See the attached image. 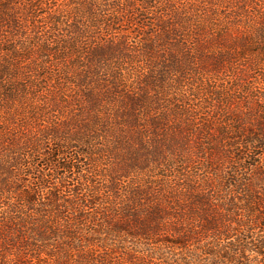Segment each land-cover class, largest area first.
<instances>
[{"label": "trees", "instance_id": "trees-1", "mask_svg": "<svg viewBox=\"0 0 264 264\" xmlns=\"http://www.w3.org/2000/svg\"><path fill=\"white\" fill-rule=\"evenodd\" d=\"M259 55L264 0H0V264H264Z\"/></svg>", "mask_w": 264, "mask_h": 264}, {"label": "rangeland", "instance_id": "rangeland-1", "mask_svg": "<svg viewBox=\"0 0 264 264\" xmlns=\"http://www.w3.org/2000/svg\"><path fill=\"white\" fill-rule=\"evenodd\" d=\"M256 47L257 45L255 43L253 45L248 46V48L252 51H255ZM253 61L256 62V71L252 73L251 81L254 82V86H258L259 81L264 78V55H259L258 57H255ZM228 81H230L229 78ZM65 176L67 178L72 177L68 173H65Z\"/></svg>", "mask_w": 264, "mask_h": 264}]
</instances>
